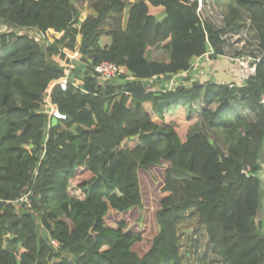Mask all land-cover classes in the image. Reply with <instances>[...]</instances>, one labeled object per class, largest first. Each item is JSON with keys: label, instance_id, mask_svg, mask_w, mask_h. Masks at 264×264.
Segmentation results:
<instances>
[{"label": "trees", "instance_id": "16d2710c", "mask_svg": "<svg viewBox=\"0 0 264 264\" xmlns=\"http://www.w3.org/2000/svg\"><path fill=\"white\" fill-rule=\"evenodd\" d=\"M230 1L262 52L240 85L190 78L195 58L224 52L196 0H97L83 22L75 0H0V21L57 35L0 33V264H182L177 226L191 208L228 264H264V0ZM104 61L125 71L99 84ZM67 70L50 116L48 88ZM154 168L158 231L141 251L127 217L144 207Z\"/></svg>", "mask_w": 264, "mask_h": 264}, {"label": "rangeland", "instance_id": "374dc122", "mask_svg": "<svg viewBox=\"0 0 264 264\" xmlns=\"http://www.w3.org/2000/svg\"><path fill=\"white\" fill-rule=\"evenodd\" d=\"M97 0H75L76 5L80 9V22L85 21L92 14L96 15L93 5ZM128 4L137 2L138 0H124ZM197 1V0H196ZM202 16L206 22L212 24L216 29L221 31V39L224 40V52L214 58L205 57L204 62H196L190 73V78H198L199 80H205L211 76L222 75L227 70L237 69V65L234 61L237 56L241 54H248V52L262 56V52L259 46L258 36L254 30L251 19L248 14L238 9V6L230 0H208L203 1ZM236 11L238 15L233 18L232 12ZM228 20H232L234 24H228ZM114 19H107L101 28L108 31L113 28ZM80 25H78L79 27ZM2 32H16L19 34H27L34 36V30L24 28H13L8 24L0 21V33ZM57 35L55 33H46L44 36H38L37 38L42 40V43L48 44L52 42ZM35 37V36H34ZM82 36L78 34L77 45L74 50L65 48L64 51L69 56V59H77L79 56V50L81 46ZM242 40L248 42V46L237 51L235 45L239 44ZM111 38L107 35H103L100 38V44L102 46L109 45ZM229 43V48H225ZM168 52L162 49L149 50V56L155 59H166ZM197 64V65H196ZM205 64V65H203ZM226 70V71H225ZM231 70V71H232ZM233 73V71H232ZM225 76V75H224ZM223 80H229L224 77ZM211 136L215 137L214 131L210 132ZM224 137V136H223ZM222 139V137H220ZM223 144L222 140H218ZM263 167V180H264V156L261 159ZM151 177L143 180L145 203L142 210H135L130 216L127 217L128 224L131 228H136L144 233V242L138 245L139 250H145L150 246L152 238L157 234V226L155 223V215L157 207L155 200L157 195L155 190L158 188L161 181L160 171L156 168L152 170ZM26 200V198L24 199ZM258 221H264V202L259 212ZM179 234L180 253L182 257V264H228L223 252L217 251L214 247L208 243L206 230L203 226L199 225V217L196 208H191L184 215L183 220L177 226Z\"/></svg>", "mask_w": 264, "mask_h": 264}, {"label": "built area", "instance_id": "2783aa9c", "mask_svg": "<svg viewBox=\"0 0 264 264\" xmlns=\"http://www.w3.org/2000/svg\"><path fill=\"white\" fill-rule=\"evenodd\" d=\"M203 1L208 2V0H197L198 5H199L198 10L200 13L204 6ZM32 30H34L35 37L32 36V34L30 36L42 42V40L37 37L44 36L45 32L38 31L35 29H32ZM247 46H248V42L245 40H242L239 44L235 45V49L237 51H241L245 49ZM225 48H229V43L226 44ZM237 57L239 58H235L233 62H235L238 67L239 78L243 84L256 74L257 62L260 60L261 56H257V55H254L248 52V54H241ZM68 66L69 67L72 66L70 62ZM124 71H125V68L123 66H120L114 62L104 61L95 67L93 71V75L97 77L99 84H104L108 81L113 80L115 77L123 74ZM69 74H70V70H67V73L65 76L51 83V85L48 88L47 96L45 97L44 105L42 107V112L50 116H60L61 115L57 105H55L52 101V90L56 85L60 86L63 90H67L70 84ZM72 84L74 86L79 87L82 84V81L75 80L74 82H72ZM52 243L56 246L58 245V242L56 240H52Z\"/></svg>", "mask_w": 264, "mask_h": 264}, {"label": "crops", "instance_id": "0c3cea01", "mask_svg": "<svg viewBox=\"0 0 264 264\" xmlns=\"http://www.w3.org/2000/svg\"><path fill=\"white\" fill-rule=\"evenodd\" d=\"M205 57H208V59L211 58L209 53H207L204 57H201V58H195V59L192 61V66H193L194 63H196V62H198V63H200V62H204V63H205ZM196 65H197V64H196ZM203 65H205V64H203ZM194 68H196V66H194L193 69H194ZM231 70H232V69L227 70L228 73H227V72H224V74L222 73V75L219 74V76H216V78H215V76H211V77L205 79L204 81H207V80H210V79H214V80H216L217 82L234 83V84H239V85L242 84V82H241V80H240V78H239L238 67H237V69L232 70L233 73H232ZM192 71H193V70H192ZM225 71H226V70H225ZM224 75H225V76H224ZM190 76H191V75H190ZM224 77L228 78L229 80H223ZM192 78H193V77H192ZM197 79H198V78H197ZM198 80H199V79H198ZM201 81L204 82L203 80H201Z\"/></svg>", "mask_w": 264, "mask_h": 264}]
</instances>
